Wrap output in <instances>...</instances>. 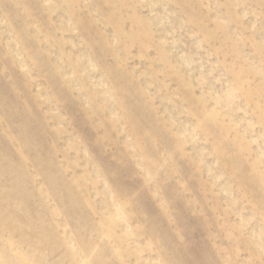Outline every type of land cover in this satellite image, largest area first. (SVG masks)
Instances as JSON below:
<instances>
[{
    "label": "rangeland",
    "instance_id": "obj_1",
    "mask_svg": "<svg viewBox=\"0 0 264 264\" xmlns=\"http://www.w3.org/2000/svg\"><path fill=\"white\" fill-rule=\"evenodd\" d=\"M0 264H264V0H0Z\"/></svg>",
    "mask_w": 264,
    "mask_h": 264
}]
</instances>
